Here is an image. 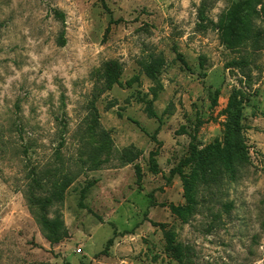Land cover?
Segmentation results:
<instances>
[{
    "label": "rangeland",
    "instance_id": "rangeland-1",
    "mask_svg": "<svg viewBox=\"0 0 264 264\" xmlns=\"http://www.w3.org/2000/svg\"><path fill=\"white\" fill-rule=\"evenodd\" d=\"M239 1L0 0V264H264V0L257 46L232 49L217 22ZM235 89L245 157L198 183L182 222L167 206L185 203L170 169L191 141L222 140ZM52 190L55 243L28 200Z\"/></svg>",
    "mask_w": 264,
    "mask_h": 264
},
{
    "label": "trees",
    "instance_id": "trees-1",
    "mask_svg": "<svg viewBox=\"0 0 264 264\" xmlns=\"http://www.w3.org/2000/svg\"><path fill=\"white\" fill-rule=\"evenodd\" d=\"M261 3V0H241L237 3L229 6L225 12H223L218 19L217 25L220 30V35L228 48L236 49L243 42H251L255 47L258 44L257 29L254 28V15L256 14V5ZM54 14L57 18L64 22V13L60 10H54ZM58 44H65L64 29L61 30L58 37ZM246 59L232 60L229 66L243 67L246 65ZM160 62L159 59H154L150 63L145 64V70L147 74L154 78L155 72L158 70ZM216 96V95H215ZM245 93L239 89H235L229 95L227 102V121L223 123V138L221 141L215 140L214 142L198 149L196 144L191 141L189 143V153L187 156L179 160L178 164L170 169L167 181L174 174L178 175L183 189V197L185 199L184 204L169 203L167 206L171 213L178 217L182 222H186L189 215L194 211L197 203L194 195V191L198 183H208L210 176L213 173L220 172V168L228 170L231 175L234 174V167L240 163L245 157L244 151V126L241 123V110L243 106V98ZM248 97H246L247 99ZM215 103V98L213 103ZM145 110L149 116H156L155 111L151 107L150 103L145 107ZM156 131L151 135V138L156 141ZM156 151L149 153L151 160V171L158 172L157 164L155 162ZM129 161L131 159H128ZM189 167L191 170L185 172L184 168ZM137 176L139 178V169L136 167ZM38 180H33V185H39ZM35 183H37L35 185ZM92 183H88L91 185ZM87 185V186H88ZM41 186V185H40ZM38 186V187H40ZM58 194L60 190L58 186ZM87 188V187H85ZM56 197V191H50L48 195H40L35 197L32 195L29 197V203L31 206H36L38 209V216L36 217L44 236L50 241L55 243L61 238L62 221L58 216L49 218L47 216V208ZM154 225L160 227L163 236L167 242V246L171 248L178 261H181L185 256L180 244H172V232L165 229V223L154 222ZM112 244V237L108 238L105 247L102 252H106L108 247Z\"/></svg>",
    "mask_w": 264,
    "mask_h": 264
},
{
    "label": "built area",
    "instance_id": "built-area-1",
    "mask_svg": "<svg viewBox=\"0 0 264 264\" xmlns=\"http://www.w3.org/2000/svg\"><path fill=\"white\" fill-rule=\"evenodd\" d=\"M77 250L80 251V248L78 247Z\"/></svg>",
    "mask_w": 264,
    "mask_h": 264
}]
</instances>
